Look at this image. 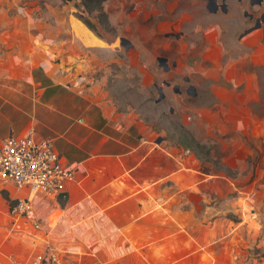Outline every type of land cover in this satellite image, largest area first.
I'll return each mask as SVG.
<instances>
[{"label":"rangeland","instance_id":"rangeland-1","mask_svg":"<svg viewBox=\"0 0 264 264\" xmlns=\"http://www.w3.org/2000/svg\"><path fill=\"white\" fill-rule=\"evenodd\" d=\"M246 1L254 12L257 5ZM102 4L108 23L81 0H0V75L13 83L11 74L47 73L71 91L107 100L134 119L149 166L135 167L132 181L107 179L111 172L96 188L81 182L47 196L53 222L39 226L10 213L7 197L18 191L5 183L3 250L27 261L38 252L33 243L48 237L65 249L56 253L60 264H264V130L255 117L264 112V90L245 57L255 44L238 43L246 32L264 37V18L237 25L212 15L205 0ZM163 51L170 65L176 61L167 74L157 59ZM239 56L246 88L232 85ZM16 66L30 70L12 73ZM157 87L164 93L158 101Z\"/></svg>","mask_w":264,"mask_h":264},{"label":"crops","instance_id":"crops-1","mask_svg":"<svg viewBox=\"0 0 264 264\" xmlns=\"http://www.w3.org/2000/svg\"><path fill=\"white\" fill-rule=\"evenodd\" d=\"M228 1L230 6L228 12L210 13L219 17L222 15L228 17L229 15L231 20L237 21V23L235 21L237 25L246 24L244 22L246 16L242 15L237 0ZM244 1L246 2V0ZM193 9L192 7V11ZM214 20L217 21L219 19ZM173 25L175 26L176 24ZM250 35L251 32L240 34L239 42H237L255 44L256 48L252 52L253 54H250L251 56L246 54L245 57L250 59L255 74L260 75L255 80V86L259 87L260 91H263L264 68L262 69V67H264V58L262 59L261 50L264 49V46L262 47L264 37L262 33ZM231 37L233 40V36ZM231 37L229 36L227 39H231ZM234 39L237 40L236 38ZM254 39L255 43L252 42ZM239 57L237 62L230 59L237 66L236 69H233L237 75L232 79L230 78L234 83L231 84L240 85L244 83L246 88V77L241 78L244 75V72H241L244 66L242 68L240 63V60H243L244 57ZM2 59L3 57L0 58V60ZM17 70L29 71L30 69L16 66L12 73ZM4 71L0 67V73ZM11 75L12 77L9 78V81L13 83L4 82L7 79L4 78L2 80L0 75V142L8 134L12 133L22 136L30 132L38 138L53 140L62 160L75 170L74 178L67 184L68 192H73L71 189L73 190L75 185L81 182H91L93 183L91 187L96 188V182L104 180L106 174L108 175L111 172L114 175H108L109 178L107 179L121 176L125 177L127 181H132L135 180V177L129 173L135 167L137 168L141 165L149 166V160L145 164V159L149 153V151L147 154L145 152V141L136 142L134 119L123 114H116L115 109L106 104L107 100L89 98L87 94L71 91L47 73H43L38 78L33 76L15 78L13 74ZM255 117L257 121L259 120V124L263 127L261 131H263L264 112H261L260 115H255ZM4 185L5 183H0V190ZM13 187L18 191L17 196L26 193L22 188H18L15 185ZM67 190L60 196L66 195ZM47 196L53 197L42 192H37L33 196V208L40 214L38 215L39 225L40 222L42 224L53 222V220L48 221L50 213L46 212L48 210ZM1 200L2 202L5 201L2 194H0V202ZM8 204L10 205V203ZM42 231L45 232H43L44 235H51L50 230L47 228L46 230L43 228ZM4 241L0 239V264L25 262L23 260H26L27 257L24 259L22 257L24 255L6 254L3 250ZM33 244L34 247L38 246H36L38 251L63 252L64 254L65 249L62 248L61 244L57 245L55 241L48 239V237L36 240ZM31 256L32 254L28 258Z\"/></svg>","mask_w":264,"mask_h":264},{"label":"built area","instance_id":"built-area-1","mask_svg":"<svg viewBox=\"0 0 264 264\" xmlns=\"http://www.w3.org/2000/svg\"><path fill=\"white\" fill-rule=\"evenodd\" d=\"M75 175L73 167L62 161L53 140L38 138L33 133L10 134L0 142V182H10L25 190L10 203L9 211L18 217H31L35 226L33 196L42 192L60 196ZM16 264H60L54 252L38 251L25 262Z\"/></svg>","mask_w":264,"mask_h":264},{"label":"flooded vegetation","instance_id":"flooded-vegetation-1","mask_svg":"<svg viewBox=\"0 0 264 264\" xmlns=\"http://www.w3.org/2000/svg\"><path fill=\"white\" fill-rule=\"evenodd\" d=\"M237 2H238V6L240 8V11L242 12V15L250 18L251 20L255 19L256 24L258 23L259 19H261L264 16L263 9H262V7H264V3L262 0H249L250 6L257 5V8L254 9V12H250V11L247 12V7H248L247 1L245 2L244 0H237ZM205 5H206L207 10L211 13L212 12L213 13L228 12V10L230 9L228 0H205ZM170 35L175 36L176 38L179 39L182 36V33H175L172 31V33ZM160 56L166 58V60L165 59H159L158 63H159V66L163 69V71L167 74L172 69L175 68L176 61L173 60V61H171V65L169 64L170 61L168 58V52L167 51H163L162 55H160ZM183 80H189V77L184 76ZM164 81L169 83V84H164L165 86H170L172 83V81H169V80H164ZM162 83H163V81H162ZM172 88L174 90L175 87L173 86ZM177 89H178V87H177ZM157 90H158V87H157ZM186 92L188 93V92H193V91H190V89L188 88L186 90Z\"/></svg>","mask_w":264,"mask_h":264},{"label":"trees","instance_id":"trees-1","mask_svg":"<svg viewBox=\"0 0 264 264\" xmlns=\"http://www.w3.org/2000/svg\"><path fill=\"white\" fill-rule=\"evenodd\" d=\"M83 7L89 11V10H96L98 17L105 23H108V17L106 15V12L103 8V0H81ZM83 22L91 29L95 31V28L92 24L91 20H87L85 18H82ZM98 34V33H97ZM9 203H12L14 199L7 197Z\"/></svg>","mask_w":264,"mask_h":264},{"label":"water","instance_id":"water-1","mask_svg":"<svg viewBox=\"0 0 264 264\" xmlns=\"http://www.w3.org/2000/svg\"><path fill=\"white\" fill-rule=\"evenodd\" d=\"M121 40L124 41L125 38L123 37V38H121ZM157 59L158 60L159 59H165L166 60V58L162 57V56H158ZM163 84H169V83L163 80ZM174 87H175L174 90L178 91V89H177L178 86H174ZM158 92H159V97L156 99V101H158L160 98H162L164 96V93L162 91V87H158Z\"/></svg>","mask_w":264,"mask_h":264}]
</instances>
